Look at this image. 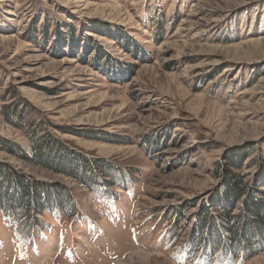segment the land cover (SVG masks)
<instances>
[{
  "label": "rangeland",
  "instance_id": "rangeland-1",
  "mask_svg": "<svg viewBox=\"0 0 264 264\" xmlns=\"http://www.w3.org/2000/svg\"><path fill=\"white\" fill-rule=\"evenodd\" d=\"M0 166L53 197L1 206L0 264H264L245 194L212 205L264 201V0H0Z\"/></svg>",
  "mask_w": 264,
  "mask_h": 264
},
{
  "label": "trees",
  "instance_id": "trees-1",
  "mask_svg": "<svg viewBox=\"0 0 264 264\" xmlns=\"http://www.w3.org/2000/svg\"><path fill=\"white\" fill-rule=\"evenodd\" d=\"M6 144V142H4ZM38 148L41 145L37 143ZM55 153L51 154L45 153L44 149H37L35 151L34 156L27 157L31 162H37L39 165H43L46 168L57 169L61 167L63 172H66L69 176H72L77 181L84 184L86 187L92 188V183L90 181L89 171L82 167V164L79 165L78 162L67 160V158H63L62 162L58 161V155L55 156ZM30 158V159H29ZM237 166L235 163H229V166L234 167ZM85 172H84V171ZM230 175L227 178L226 187L224 190L225 200H217V197L213 199L212 205L216 206L217 209L221 208L222 212L221 217H223V226L230 230L231 226H233V218L229 215V211L227 207L234 203L235 199L241 198L243 194L246 196V200L244 205L247 210L253 212L256 220L260 222V229L264 226V209L262 207L264 201L257 195L258 192L261 193V185L259 183L256 185L254 191H247L246 185L243 183L242 179L235 174L229 173ZM13 177V173H9L5 167L0 166V208L5 204L7 208L15 209L16 212L21 214V218L30 217V213L32 215L37 213H42L46 208L50 207L49 200L53 198L46 190H43L37 183L32 184L27 179L19 177L15 175ZM13 180L16 181V188L14 192H10L8 187L7 194H9L8 198L5 197L6 192L3 190L5 182L11 183ZM96 184V183H95ZM35 189V190H34ZM263 192V191H262ZM63 193L62 195H65ZM221 194V193H220ZM35 196V199H34ZM46 196V197H45ZM61 196V195H58ZM218 196V195H217ZM234 199V200H232ZM56 201V200H55ZM217 204L215 205V203ZM219 204V205H218ZM62 205V204H61ZM224 205V206H223ZM52 206L56 207L57 204L54 202ZM68 212L72 210L68 205H62ZM208 216L206 215V218ZM250 225H248L249 227ZM232 232V229H231ZM234 232V231H233ZM236 239L231 241V246L237 247Z\"/></svg>",
  "mask_w": 264,
  "mask_h": 264
}]
</instances>
